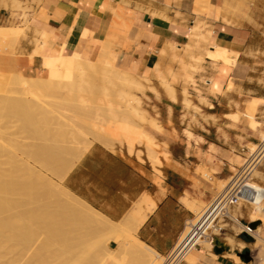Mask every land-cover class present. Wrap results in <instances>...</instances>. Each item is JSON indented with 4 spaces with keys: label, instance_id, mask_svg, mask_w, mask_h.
<instances>
[{
    "label": "crops",
    "instance_id": "0c3cea01",
    "mask_svg": "<svg viewBox=\"0 0 264 264\" xmlns=\"http://www.w3.org/2000/svg\"><path fill=\"white\" fill-rule=\"evenodd\" d=\"M28 13L24 26L8 25L24 32L17 46L0 49V70L52 77L56 72L45 57L61 65L62 46L64 53L95 58L107 44L119 68L150 81L146 109L156 116L161 131L155 133L166 144L162 174L94 141L63 184L114 223L149 196L155 206L135 235L156 254H169L194 224L197 201L212 197L201 173L231 177L264 134V0H36ZM196 23L206 39L190 36ZM176 56L196 67L186 96L177 75L172 98L159 77L170 79L168 69L179 68ZM260 156L255 166L264 176V152ZM107 246L115 249L117 241L109 239ZM211 255L210 264H239L222 250Z\"/></svg>",
    "mask_w": 264,
    "mask_h": 264
},
{
    "label": "rangeland",
    "instance_id": "374dc122",
    "mask_svg": "<svg viewBox=\"0 0 264 264\" xmlns=\"http://www.w3.org/2000/svg\"><path fill=\"white\" fill-rule=\"evenodd\" d=\"M35 1L36 0H19V5L17 6L12 2V0H0V25L8 26L26 24L29 17L28 12L32 9V3ZM9 13L10 18L7 19L6 17ZM1 46L2 47H0V49L13 48L10 45ZM35 53H37V49ZM6 54L8 55L9 52H7ZM62 63L63 64L59 65V67L61 66V68L65 65V61H63ZM102 68H104L102 62H98L96 63L95 70H87L84 79L86 84L84 83V85H82V88H78L76 86H74L75 88H61L63 86L60 87L58 85L60 80L59 77H61L60 71L53 68L56 73L52 77H49L51 79V82H47L46 87L44 86V83L42 84V87L39 86L40 88L33 89L34 92L36 91L35 93H38L36 96L23 94L22 91L24 90L21 89L18 81L15 79L18 84L16 82H12L11 80L13 79L10 77V80V78L5 75L4 71L0 70V139H7L8 137L14 136L17 140L19 139L20 141H22L20 143V141L18 140L19 146H13L14 148L11 147V149H13L14 153H16L17 155L26 157L29 164L34 168V170L40 175L43 174L42 176L45 175L46 179L49 180V188H47L48 193L44 192L42 189H38L40 190L41 194L44 193L42 194L43 200L39 203H41L42 207L40 206V208L44 209V214L46 215L45 217L47 219L46 221L41 220L39 224L41 225L43 222L45 226L43 225L44 227L42 228L39 225L38 227L40 228H37L39 230H36L38 233H42L37 234L38 236L40 235L41 238H47L50 241L47 264H119V261H122L121 259L123 255L125 257H123V263L125 262L124 264H142L143 261L142 259H139V257L136 258L137 255L135 253H131V251L129 250L131 248H129L128 245L132 244L129 238L125 237L123 234L121 235V233L118 234L116 232L111 233L104 231L100 227L98 222L87 223L86 221L84 222L82 220L78 224L72 223L66 224L65 226L63 223L61 225L57 223V225H55V219L58 218L63 209L59 201L66 199V193L71 194V192L67 190V188L64 187L63 184V178L65 177V175L80 158V156L88 149L92 142L98 141L103 145L109 147L99 136L100 126L98 125V122L100 117L109 118V114L107 115V100L111 101L112 103L115 102L114 104L116 105V107L117 105L120 106V104L122 107L125 106L123 102L119 101L121 102L119 103L117 101V93L119 91H122L124 89L123 92L125 91L130 99V107H134V109H137L139 113L143 117H145L144 119H140L136 116H133V119L136 122L140 123L141 127L145 131L155 136V141L157 143L155 149L158 157L161 158V155H163V151H166V144L160 141L158 135H156L155 133L156 131H161V127L156 123L157 118L146 109L147 101H149V99L144 92L147 88L153 89L150 86V81L147 80L148 78L145 77L144 79L143 77L139 75L136 76L135 74H132L126 70V74H124L122 73L123 69L119 68L117 65H115L114 68L112 67V71L111 68H108V70L106 68V70L103 69L105 71L104 72ZM114 71H119V74L122 73L124 75V79L122 75H119ZM101 72L105 74H102ZM179 74V70H175L173 72L175 80L177 75ZM129 78L130 80H126ZM131 79L133 80V82ZM54 81L55 85L57 84V87L54 84L52 85ZM128 81L131 82L128 83ZM102 93L106 95V98ZM184 94L186 96V93ZM78 96L82 97L84 101L81 102L78 99ZM173 96L174 94L171 95V97L175 98ZM184 99L185 101H188L186 98ZM25 100H30L28 102L29 106H24L28 104ZM4 101H7L8 105H5L6 102ZM2 104L3 107H1ZM11 105L13 109H10L9 106ZM120 107H117L118 110L122 108ZM27 113L31 114L32 119L27 118ZM39 117H41V119ZM97 117L99 118L98 120ZM26 118L31 121H27ZM26 121L29 124L31 123V128L28 127L29 124H27ZM261 126L262 128H264V122H261ZM138 147L142 148L143 145L139 144ZM41 148L46 150L45 154L49 158L50 170H47L48 168L42 167L41 162H36V160L38 161L37 155L40 154ZM109 148L123 155L129 156L130 158L138 162L146 164L150 166L155 172L162 174V162L158 163L154 160L152 162V160L147 159V156L143 151V153L141 152L139 158L133 154H127L123 149H119L118 147ZM9 154V152L8 154L4 152L2 158H7L8 156L6 155ZM259 157H262L260 156V153L257 156V160L260 159ZM241 161H244V158H242ZM260 161L261 160H259V162ZM6 165L9 164L7 163ZM206 172L207 174L201 173V176L211 185L212 197L209 200L197 201V210L202 209L203 212L207 206L206 204H209V202L221 191H223V188L230 183L236 171L232 174L231 177L229 176L230 178L228 177L226 179H217L216 177L212 176V173L210 171ZM250 176L255 182H257V184H260L264 187V176L258 170L257 165L253 167L252 171L250 172ZM71 197L75 201L78 200L77 202L82 203L75 196H72V194ZM36 204H34L35 207H37ZM46 204L47 206L51 204L49 205V207L53 209L51 210L48 207L46 208ZM82 204L85 205L84 203ZM47 210H49V212ZM228 210V217L218 219L216 221L217 224H215V227L211 228L213 241L215 240V238H217L221 243H223L225 248L222 250V252L224 253L225 251L229 250V245L227 243V240H224L222 238L224 236H230L234 240L232 251L243 262H239V264H264V241H262L259 237V235H262L264 238V213L257 212L254 209V205L247 202H241L239 203V205H232ZM194 211L195 219L196 210L194 209ZM52 212L53 214H50ZM54 212H56L57 214L55 215ZM68 213L69 212H67V214ZM55 216L57 217L55 218ZM68 216H74L73 218L76 217L71 213L70 215L68 214ZM250 216H257L256 219H258L259 217L263 218L259 219V224L262 225L259 228L258 235L252 233L254 235L252 236L241 230L243 224H246L248 221L250 222L253 220L250 219ZM53 220L55 223H53ZM196 221L197 220H195V222ZM18 222H20V220H16L15 223L13 222L10 225L19 227L22 222H20V224ZM46 226H48V228ZM50 226L53 227L51 228ZM192 226L185 232L179 243L183 240L182 244H184L188 240L190 235L189 232L191 231ZM203 227L204 226H201L200 231L197 232V234L189 240L184 250L180 253L181 256H175L176 253L174 255L173 253H169L167 255H158L154 253L152 254V257L155 258L157 263L161 264H210L211 259L208 256H212L211 253L213 252L214 247L213 245L211 247H208L202 241L201 231ZM215 228L217 229L215 230ZM215 232H218V235H215ZM109 239H114L117 241V246L115 247V249H110L107 246V242ZM195 243H199V245H195L189 250V247H191ZM78 244L80 245L77 246ZM126 246L129 249H127ZM121 248L126 249L127 251L129 250L131 254L129 252L120 253L119 251H123V249ZM199 249L202 251V254L198 255L200 256V260L195 256V253H199ZM17 250V240L13 241L10 239L7 240V242L4 241L0 246V256L4 255L0 257V264H13L11 262L8 263V258H14L16 256ZM115 250H117L118 252L115 253ZM188 250L191 251V255L188 253ZM247 250L251 255L250 260H245V258L241 255V253ZM112 253H115V255H113ZM160 257H163L164 261ZM231 257L235 260L233 256Z\"/></svg>",
    "mask_w": 264,
    "mask_h": 264
},
{
    "label": "bare ground",
    "instance_id": "6f19581e",
    "mask_svg": "<svg viewBox=\"0 0 264 264\" xmlns=\"http://www.w3.org/2000/svg\"><path fill=\"white\" fill-rule=\"evenodd\" d=\"M7 18L8 19L10 18V14L7 15ZM197 23H199V22H197ZM197 23L192 28H190V36L194 37V38L196 37L198 39H206L205 33H198L197 32L199 29V27H198L199 25ZM23 32H24V28L21 26H0V47H2L1 45H3V46L4 45L5 46L10 45V46L14 47L18 38L23 34ZM44 42L43 43L41 42L42 43L41 48L44 45ZM35 45H36V43H35ZM35 51L36 50H33L32 54H31L32 56L35 54ZM37 52H38V50H37ZM205 52L208 53L209 55H211V57L222 58L224 62H232V60L228 59L226 56L216 54V53L211 52L209 50H206ZM31 55H30V57H31ZM82 55L77 53V52L64 53L63 52V46H62V50L60 51V57H62L63 61H65V65L62 68H61V66L59 67V65H57V60L55 58L45 57V59L48 60V64L51 63L53 68L60 71L61 77H59L60 80L58 79L59 80L58 85L60 87L63 86L61 88H65V87L66 88L67 87L72 88L74 86H76L78 88H82V85H84V83L86 84V82L84 80L85 76H86V71L87 70H92V71L95 70L96 69V63H98V62H102V65L104 67V68H102V70L103 69L106 70V68L108 70V68H111V71H112L113 70L112 67L114 68L115 65H117L116 64L117 53H116V51H114L110 47V45H107V44L101 46V48H100V50H99V52L95 58H87V57H84ZM7 58H5V59H7ZM175 58L179 62V68L177 70H179L180 75L183 78V84L184 85H183L182 91H183V93H186V84L189 81H192V79H193L192 78V72L190 71V69L191 70L194 69L196 67V65H192L190 63L183 62L181 56H176ZM197 59H199V58H197ZM43 62H44V60H43ZM9 64H10V62H9ZM123 71H122V73L126 74V71L124 69H123ZM114 72L119 74V71H114ZM167 72L171 76L170 79H168L166 77V75L165 76L160 75L159 80L171 96V95H173V91H174V89H173V82L175 80L174 79L175 77L173 75L174 70L168 69ZM4 73L9 78L11 77L13 79V80H11V78H10V80L12 82H16L15 79L18 81V83L20 84L19 86L21 87V89L24 90L22 92L25 95L29 94L31 96H36L38 93H35L36 91L35 92L33 91L34 88H40V87H42V84H44V83H45L44 86L46 87V83L51 82V79L49 77L26 78L23 75H21L17 72H14V71H4ZM122 73L119 75H122L123 79H124V75ZM102 74H105V73H102ZM135 75L137 76V74H135ZM102 76H104V75H102ZM142 77L145 78L144 76H142ZM58 80H57V82H58ZM126 80H130V78L126 79ZM125 82H127V81H125ZM129 82H131V81H128V83ZM132 82H133V80H132ZM53 84L55 85V81H54V83H52V85ZM120 85H121V83H120ZM123 90L122 91L118 90L119 91L118 93L116 92L117 97H118L117 101L123 102L125 104V106L122 107L120 104V106L122 107L121 108L119 105H117V107L121 108L118 110V108L114 104L115 102L112 103L111 101L107 100L106 101V103H107V115L109 114V118L100 117V119H99L97 117V120L99 119L98 125L100 126V131H99L100 138H102L103 142L106 145H108L109 147H118L119 149H123L127 154H133V155L140 158V154L143 151V152H145L147 159L152 160V162H153V160L158 162V163L162 162V158L158 157V155L156 153V149H155L156 147L155 146L157 145V143L155 141V137L152 134H150L149 132L145 131L141 127V124L136 122L133 119V116H136L140 119H144L145 117H143L137 109H134V107L133 108L130 107V105H131L130 99H129L127 93H125V91L123 92ZM104 94H105V92H104ZM104 94H103V96L105 97L106 95H104ZM173 97H175V96H173ZM78 99L81 102L84 101L83 98L80 96H78ZM25 101H26V103H28L30 100L29 101L25 100ZM4 102H6L5 105H8L7 101H4ZM121 102H119V103H121ZM24 106H29V103L27 105H24ZM1 107H3V104ZM9 107L11 109L12 105ZM18 109H20V108H18ZM28 109H30V108H28ZM5 110H7V109H5ZM27 115H28V117H27L28 119L29 118L32 119L30 113H27ZM27 118H26V120L29 121ZM39 118L41 119V117H39ZM27 121H26V123L29 124ZM30 126H31V123L28 125V127H30ZM263 137H264V134H263ZM18 140L14 136L8 137L7 139H0V246L2 245V243L4 241L7 242V240H10V239L13 241L17 240L18 250L16 252V256L12 259L8 258L9 259L8 263L11 262L13 264H47L50 241L47 238H41L40 235L38 236L37 234H42V233H38L36 230H39L37 228H40V227L43 228L45 226V224H43V222H42V224L40 225L39 223L41 220L46 221V219H47L45 217L46 215L44 214L45 213L44 209L40 208L41 203H39L43 200L42 194H44V193L41 194L40 190H38V189H42L44 192L48 193L47 188H49V186H48L49 180L46 179L45 175H44L45 176L44 177V176H42L43 174L40 175L38 172H36L34 170V168L29 164L28 159L26 157H24L22 155L19 156L16 153H14V151H13V149H11V147L14 148L17 145L19 146L20 140L19 141ZM21 142L22 141H20V143ZM139 144H142L143 147L139 148L138 147ZM20 146H21V144H20ZM4 152H6V154H8V152L10 153L9 155H6V156H8L7 158H4V157L2 158V155L4 154ZM45 152H46V150L41 148L40 154L37 155L38 161L36 160V162H38V163L41 162L42 167L48 168L47 170H50L49 169V166H50L49 158L46 156ZM262 152H264V149L262 150ZM163 155L166 156L165 151H163ZM7 163L9 165H6ZM232 179H233V177H232ZM255 185L257 186L259 192L256 196L257 202L253 204L254 209L257 212L264 213V187L261 186L260 184H257V183ZM226 187L227 186H225L223 188V191L225 190ZM77 201H75L71 197L70 193H66V199L59 201L61 203L63 209H62L60 215L59 216L57 215L58 218H56L57 216H55L56 219L55 218L54 219L56 220V223L54 222V220H53V223H55V225H57V223L60 225L63 223L66 226V224H72V223L78 224L82 220L84 222L86 221L87 223L88 222H92V223L98 222V224L100 225V227L104 231L116 232L118 234L121 233V235L123 234L125 237L129 238L130 241L132 242V244L128 245L129 244L128 243L127 245L131 249H129L127 246L126 247H127V249H129L131 251V253H133V254L135 253L137 255L136 258L139 257V259L143 260V261L141 260L142 264L143 263L144 264H161V263H157L155 258L152 257V254H154L156 252L154 250H152L151 248L145 246L135 235V232H136V229L138 228V226L143 222V220L145 219L147 214L155 206V201L152 198H150L149 196H143V198H141L140 201L137 204H135V207L132 208V210H130V213L128 214V216L123 221H121L119 223L111 222L110 220H108L104 216L96 213L94 210H92L86 204H85L86 206L83 205L82 201H81L82 203H79ZM36 203H38V204H36ZM34 204H36L37 207H35ZM49 205H51V204H49ZM49 205L47 206V204H46V208L47 207L50 208ZM44 208H45V206H44ZM205 209H204V211H205ZM195 210H196V220H198L201 217L203 210L202 209L197 210V208H195ZM47 211L49 212V210H47ZM67 212H69L68 213L69 215L71 213L72 215L74 214L76 217L73 218L74 216L73 217L68 216ZM54 213H55V215L57 214L56 212H54ZM50 214H53V212ZM256 217L257 216H250V219L254 220V219H256ZM260 218L263 219L262 217H259L258 219H260ZM16 220H20V222H22V224H20V222H18L20 224L19 227H15L14 224H13L14 226L10 225L13 222L15 223ZM210 224H211V221L209 219H207L205 221V223L202 225L204 227L201 231L202 232L201 239L205 243V245H207L208 247H211L213 242H214L213 238L211 241V240H209L208 236L206 235V233H208L206 229L208 227H210ZM258 224L259 223H257V225L251 230V233L258 235L259 228H260V224L259 225ZM39 225H40V227H38ZM46 227L48 228V226H46ZM193 230H194V227L192 226V229L189 232L190 235H189L188 240L184 244H182L183 243V240H182L178 245H176L175 249L172 252L173 255L176 253L175 256L178 257L180 255V253L184 250L186 245L188 244L189 240L191 238H193L197 234V232L200 231V230L197 231L192 236L191 234H192ZM54 233H56V232H54ZM214 234L218 235V232H215ZM54 236H56V235H54ZM3 237H5V238H3ZM259 237L261 238L262 241H264V238L262 235H259ZM260 238H258V239H260ZM216 239L217 238H215V240ZM222 239L227 240V243L229 245V250L225 251L224 254L233 256L235 258V261H237V262H242L237 257V255L232 251V248L234 246V240L232 239V237L224 236ZM218 243L223 245V243H221L220 240H218ZM235 244H237V243H235ZM79 245L80 244H78L77 246H79ZM121 249H123V248H121ZM129 250L127 251L126 249H123V251H119V252L120 253L121 252H126V253L129 252L130 253ZM189 250H188V253L191 255V251H189ZM114 252L116 253L118 251L115 250ZM115 253H112V254L115 255ZM113 255H112V257H113ZM1 256H4V255H1ZM123 257H124V255L122 256V259H121L122 261H119V264L125 263V262L123 263ZM160 258L163 259V261H164L163 257H160ZM115 260H117V259H115Z\"/></svg>",
    "mask_w": 264,
    "mask_h": 264
},
{
    "label": "built area",
    "instance_id": "2783aa9c",
    "mask_svg": "<svg viewBox=\"0 0 264 264\" xmlns=\"http://www.w3.org/2000/svg\"><path fill=\"white\" fill-rule=\"evenodd\" d=\"M264 149V137L260 139V142L257 144V149L254 152H251L250 155L244 160L243 164L236 170L233 175V179L227 185L224 191H221L218 195H216L208 204L205 211L202 213L201 217L196 221L193 225L194 230L192 232V236L201 229V226L205 223L207 219L210 217V227L206 230L208 233L206 235L212 241V232L211 228L215 227L217 224V220L220 218L228 217L229 207L232 205L239 204L241 202H247L250 204H254L257 202V194L259 192L257 186L255 185L257 182L253 180L250 176V172L253 167L257 163V156ZM250 222L248 221L246 224H243L241 230L252 235L251 230L254 227H251ZM217 229V228H215ZM209 230V231H208ZM254 236V235H252ZM199 245V243H195L193 246ZM214 247V242H213ZM175 248L172 249L170 254L173 252Z\"/></svg>",
    "mask_w": 264,
    "mask_h": 264
},
{
    "label": "water",
    "instance_id": "95a60500",
    "mask_svg": "<svg viewBox=\"0 0 264 264\" xmlns=\"http://www.w3.org/2000/svg\"><path fill=\"white\" fill-rule=\"evenodd\" d=\"M257 223H259V219H254V220L250 221L249 224L251 227H255L257 225ZM218 240L219 239L214 240V249L216 251H221L225 248V246L219 244ZM241 255L245 258V260H250V258H251L250 252L248 250L241 253Z\"/></svg>",
    "mask_w": 264,
    "mask_h": 264
}]
</instances>
